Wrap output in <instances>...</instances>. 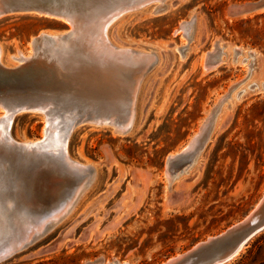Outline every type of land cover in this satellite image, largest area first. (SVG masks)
I'll list each match as a JSON object with an SVG mask.
<instances>
[{
	"label": "rangeland",
	"instance_id": "374dc122",
	"mask_svg": "<svg viewBox=\"0 0 264 264\" xmlns=\"http://www.w3.org/2000/svg\"><path fill=\"white\" fill-rule=\"evenodd\" d=\"M164 4L160 14L150 4L106 29L112 46H145L155 58L140 80L126 134L85 123L63 140L69 118L82 110L63 100L50 102L47 114H19L9 122L11 142L42 145L24 151L0 143V245L35 229L82 179L66 169L61 153L94 175L62 220L0 264H162L242 221L264 197V0ZM66 29L33 14L0 18V63L14 66L18 53L32 54L34 38ZM116 97L109 93L105 103L123 107H100L98 114L120 120L126 103ZM206 118L213 128L202 150L168 183L165 171L173 175L185 163L168 157ZM227 264H264V231Z\"/></svg>",
	"mask_w": 264,
	"mask_h": 264
},
{
	"label": "water",
	"instance_id": "95a60500",
	"mask_svg": "<svg viewBox=\"0 0 264 264\" xmlns=\"http://www.w3.org/2000/svg\"><path fill=\"white\" fill-rule=\"evenodd\" d=\"M40 1L42 3L39 4L36 0H0V18L12 14H33L68 25V29L61 33L41 34L34 38L31 42L32 54L16 60L14 66L0 63V111L8 115L0 118V143L17 150L39 149L42 142L27 145L11 142L5 134L8 121L19 114H47L50 102L61 100L82 109L69 118L63 130V140L74 127L85 123L109 125L115 133L126 134L133 121L140 80L150 70L155 58L145 46L144 51L122 48L108 55L104 50L107 45L102 49L97 35L122 15L150 4L156 5L152 14H160L166 9L165 0H53L56 5L46 4L52 0ZM50 51L54 54L51 58L46 57L45 54ZM55 54L57 59L54 60ZM60 54H64L65 58L61 59ZM210 57L211 54H207V59ZM60 59L63 62L57 63ZM83 59L86 64L79 63ZM206 65L210 67L207 61ZM120 71L127 75L123 81L118 79ZM109 93L118 96L116 102L123 99L126 103V111L120 120L111 114H98V108L105 104L110 107L116 105L113 99L105 103ZM210 118H206L199 127L200 131L206 124L203 137L198 136V131L186 148L168 157V162L184 160L191 153L192 145H204L211 128L210 124L207 125ZM61 155L66 169L82 176V179L69 191L61 205L54 212H49L35 229H28L23 236L0 245V263L25 250L52 229L69 213L92 181V167L69 161L63 153ZM262 231L264 197L242 221L162 264H227Z\"/></svg>",
	"mask_w": 264,
	"mask_h": 264
},
{
	"label": "bare ground",
	"instance_id": "6f19581e",
	"mask_svg": "<svg viewBox=\"0 0 264 264\" xmlns=\"http://www.w3.org/2000/svg\"><path fill=\"white\" fill-rule=\"evenodd\" d=\"M189 25H188V29H189ZM106 29H107V26L97 35L98 36V45L99 46H101V48L102 49H104V46L105 45H107V49H104V50H106V53L109 55H111V54H115V52H117L118 50H121L122 48H118V47H114V46H112L111 44L109 45V42L107 41V37H106ZM188 29H187V33H186V36H187V38L189 39V37H188V33L190 34V32H188ZM98 50H99V48H98ZM108 51V52H107ZM220 52H221V48H220ZM221 54V53H220ZM234 54H236L235 52H234ZM18 55L21 57V58H23V57H25V56H22L20 53H18ZM249 56H252V54H250L249 53ZM210 67H207V65L206 66H204V70H207V69H209ZM119 101H121V100H119ZM123 107V105H122V102H121V104L119 103V104H116L115 105V107ZM104 107H110V105L109 104H105L104 105ZM219 111H220V109L216 112V114H215V116H214V119H213V121H215V119H216V116H217V114L219 113ZM8 115H7V113L5 112V113H3V115L1 116V118L2 117H7ZM11 121V119H9V121L8 122H10ZM214 125V124H213ZM203 126H204V128L202 127V129L199 131V134H198V136L199 137H203V135H204V133L206 132L205 131V126H206V124L204 125L203 124ZM212 128H213V126L210 128V131H209V134H208V136H207V138H206V140H205V143H206V141H207V139H208V137H209V135H210V133H211V131H212ZM7 132H5V134H6ZM189 142H190V140H189ZM189 142L186 144V146L184 147V148H186L187 147V145L189 144ZM30 143H33V142H27V143H24V144H30ZM204 143V144H205ZM204 146V145H203ZM203 146H201V147H198V146H195V145H192V149L190 150L191 151V153L185 158L186 160H185V163L183 164V165H181L177 170H175V172H174V174L173 175H170L167 171H165V177H166V179L168 180V183H170L174 178H176V177H178V176H180L183 172H185L189 167H190V165L196 160V158H197V156H198V154H199V152L202 150V148H203ZM183 148V149H184ZM182 149V150H183ZM172 156V155H171ZM91 183V182H90ZM90 185V184H89Z\"/></svg>",
	"mask_w": 264,
	"mask_h": 264
}]
</instances>
